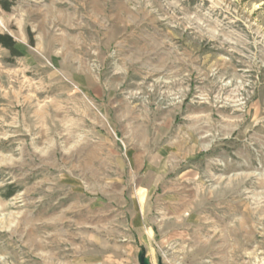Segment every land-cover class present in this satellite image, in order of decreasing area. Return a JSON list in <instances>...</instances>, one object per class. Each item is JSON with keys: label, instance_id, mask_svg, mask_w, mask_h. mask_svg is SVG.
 I'll use <instances>...</instances> for the list:
<instances>
[{"label": "rangeland", "instance_id": "374dc122", "mask_svg": "<svg viewBox=\"0 0 264 264\" xmlns=\"http://www.w3.org/2000/svg\"><path fill=\"white\" fill-rule=\"evenodd\" d=\"M6 33L0 264H264V0H0Z\"/></svg>", "mask_w": 264, "mask_h": 264}, {"label": "trees", "instance_id": "16d2710c", "mask_svg": "<svg viewBox=\"0 0 264 264\" xmlns=\"http://www.w3.org/2000/svg\"><path fill=\"white\" fill-rule=\"evenodd\" d=\"M5 5V7L8 8V4ZM0 43L6 48L10 49L12 52L16 53L15 51L17 50L15 48V41L10 34H0Z\"/></svg>", "mask_w": 264, "mask_h": 264}, {"label": "water", "instance_id": "95a60500", "mask_svg": "<svg viewBox=\"0 0 264 264\" xmlns=\"http://www.w3.org/2000/svg\"><path fill=\"white\" fill-rule=\"evenodd\" d=\"M138 260H139V264H152L149 257L146 256L145 251H140L138 253Z\"/></svg>", "mask_w": 264, "mask_h": 264}]
</instances>
